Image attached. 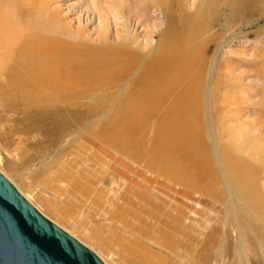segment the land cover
Listing matches in <instances>:
<instances>
[{
    "label": "rangeland",
    "instance_id": "obj_1",
    "mask_svg": "<svg viewBox=\"0 0 264 264\" xmlns=\"http://www.w3.org/2000/svg\"><path fill=\"white\" fill-rule=\"evenodd\" d=\"M139 1H133L141 4L135 6L139 19L133 14L135 19H127L121 13L130 0H0V11L19 29L12 27L10 32L19 37L18 46L11 52L0 49L15 77L23 75L20 47L34 31L96 49L131 48L139 58L131 70L120 72L121 78L115 77L113 64L105 84L85 88L71 103L57 102L42 109L27 99L26 87H16L6 68L0 69V95L7 92L12 97L8 103L0 98V172L44 216L92 249L105 264H235L234 260L264 264V239L247 242L242 230L253 229L259 223L255 214L264 212V165H258L262 199L242 195L219 157L236 130H223L232 122L216 107L223 97L228 101L236 97L235 83L242 89L238 94L244 106L239 116L229 113L242 121L236 129L264 137V12L260 13L264 0L251 11L250 19L232 29L224 26L229 7L221 4L222 19L212 28L204 26L189 44L205 49L201 127L208 133L204 139L216 175L211 189L151 172L143 167V160L118 153L88 134L112 116L118 96L152 59L170 23L179 26L177 17L182 12L200 19L197 7L207 0ZM230 70L231 81L226 82L224 75ZM174 96L137 136L147 138L143 151L149 149L151 138L156 140L158 133L152 126ZM41 167L47 169L45 174L40 173ZM131 222L138 227L131 228ZM199 250L207 256L198 257Z\"/></svg>",
    "mask_w": 264,
    "mask_h": 264
},
{
    "label": "bare ground",
    "instance_id": "obj_2",
    "mask_svg": "<svg viewBox=\"0 0 264 264\" xmlns=\"http://www.w3.org/2000/svg\"><path fill=\"white\" fill-rule=\"evenodd\" d=\"M133 1L130 0L129 8L126 10L124 8V11L120 12L127 19L132 14L139 19L135 8L136 4ZM158 1L160 0H156V2ZM259 2L260 0H207L205 3L200 2L197 9L201 11V17L198 20L192 17L191 13H180L179 18L177 17L179 26L170 23L169 30L159 40V49H156L152 59L143 65L141 73L129 83L125 93L118 96L120 98L116 101L112 116L108 120L106 119V122H100L98 130L91 129L88 134L106 142L118 153L121 152L133 159L143 160V167L146 166L151 172L170 176L176 181L181 180L200 189H211L215 184L216 175L206 147L207 142L204 139L208 133H204L201 127V123H203L202 82L204 81L202 66L204 65L205 49L202 50V45L190 47L189 44L204 29V26L212 28L216 20L222 16L218 10L221 4L229 7L227 9L229 12L223 20L224 26L227 29H232L239 22L242 23L250 19L249 14L259 6ZM139 5L141 4H137V6ZM262 12L264 10H261L260 13ZM6 15L0 11V49L11 52L18 46L15 45V42L19 38L10 33L11 29L15 28L14 30L17 31L19 29L13 26V21ZM233 23L235 24L233 25ZM150 33L148 35H151ZM135 43L137 42L135 41ZM126 48H118L113 51L109 47L96 49L80 43H67L54 36H45L41 35L39 31H34L25 38L24 44L20 47L19 64H21L23 75L15 73L18 75L15 77L13 68L6 67L5 59L1 55L0 69L6 68L10 74H6V76H11L16 87L18 85L26 87L24 92L26 93L28 90L27 99L38 103L39 108L42 109L57 102L71 103L74 97L85 92V88L104 83L109 79L113 64H115L113 70L115 77L121 78L122 73L120 74V72L125 74L131 70L139 59L134 49ZM2 55L4 56L5 53ZM69 58L72 60L66 61ZM230 74L231 70L224 75L226 82L227 80L231 81ZM225 87H228L227 83ZM232 87L235 92L238 90L235 94L236 97L230 101L223 97L222 101L216 105L218 113L232 122L231 126L228 125L223 130L226 133L236 130L235 135H231L227 144L222 147L219 156L220 162L222 166L224 165L228 179L234 186L242 190V195L246 196L249 193L262 199L263 189L260 184L258 165L261 162L264 165V137L250 136L245 133V130L236 129V127H241L242 121L235 115L239 116L244 106L241 105L243 96L238 94L242 89L235 83H232ZM4 89L3 91H6ZM174 93V98L168 101L159 115V119L157 118V122L152 126L154 133H158L156 140H151V138L149 149L143 151L147 138L143 134L140 139L137 136L147 126L149 118L156 114L155 112L158 113V110ZM210 93L211 88L208 94ZM0 98L6 103L12 101V97L7 92L2 93ZM233 104L235 107H230ZM209 110L211 109L209 108ZM232 112L235 114L233 117L229 114ZM210 116L211 111H209ZM219 151L220 149L217 148L216 152L219 153ZM41 168L40 173L45 174L47 169ZM98 205L100 206V203ZM255 216L259 223L253 229L248 227L242 229L247 242L264 239V212L255 214ZM131 217L129 218L131 219ZM245 220L250 221L247 218ZM169 221L171 222V220ZM127 224L128 222H126ZM136 227L138 226L133 224L131 228ZM210 254L211 252L208 255ZM197 256L202 258L207 255L199 250ZM234 263L240 264L237 260H234Z\"/></svg>",
    "mask_w": 264,
    "mask_h": 264
},
{
    "label": "water",
    "instance_id": "obj_3",
    "mask_svg": "<svg viewBox=\"0 0 264 264\" xmlns=\"http://www.w3.org/2000/svg\"><path fill=\"white\" fill-rule=\"evenodd\" d=\"M0 264H105L0 172Z\"/></svg>",
    "mask_w": 264,
    "mask_h": 264
}]
</instances>
